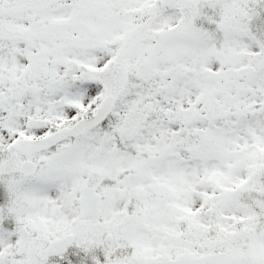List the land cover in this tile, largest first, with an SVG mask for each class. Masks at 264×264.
<instances>
[{
	"label": "snow or ice",
	"instance_id": "6c2138e0",
	"mask_svg": "<svg viewBox=\"0 0 264 264\" xmlns=\"http://www.w3.org/2000/svg\"><path fill=\"white\" fill-rule=\"evenodd\" d=\"M0 264H264V0H0Z\"/></svg>",
	"mask_w": 264,
	"mask_h": 264
}]
</instances>
